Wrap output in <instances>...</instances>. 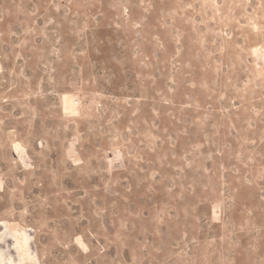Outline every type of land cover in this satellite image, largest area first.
<instances>
[{
	"label": "rangeland",
	"instance_id": "374dc122",
	"mask_svg": "<svg viewBox=\"0 0 264 264\" xmlns=\"http://www.w3.org/2000/svg\"><path fill=\"white\" fill-rule=\"evenodd\" d=\"M0 264H264V0H0Z\"/></svg>",
	"mask_w": 264,
	"mask_h": 264
}]
</instances>
